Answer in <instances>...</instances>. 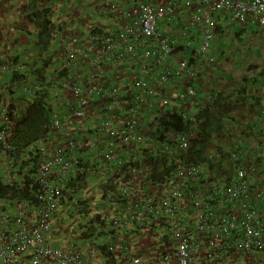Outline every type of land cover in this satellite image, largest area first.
Instances as JSON below:
<instances>
[{"label":"built area","instance_id":"built-area-1","mask_svg":"<svg viewBox=\"0 0 264 264\" xmlns=\"http://www.w3.org/2000/svg\"><path fill=\"white\" fill-rule=\"evenodd\" d=\"M124 1L105 3L120 22L116 30L61 38L59 59L34 58L31 68L0 47V178L14 192L0 208V264H93L99 250L51 240V219L73 179L101 172L115 178L120 198L106 250L129 264L142 262L127 245L130 229L155 236L156 264L264 256L259 134L235 135L219 125L207 134L201 156L191 155L203 110L219 113L227 104L221 90L196 85L217 62V16L264 27V0ZM14 82L27 102L39 98L50 115L34 146V165L21 167L10 155L20 114L5 96ZM166 111L187 128L152 143L154 120ZM256 116L264 119V110ZM154 147L172 167L161 195L148 182Z\"/></svg>","mask_w":264,"mask_h":264},{"label":"crops","instance_id":"crops-1","mask_svg":"<svg viewBox=\"0 0 264 264\" xmlns=\"http://www.w3.org/2000/svg\"><path fill=\"white\" fill-rule=\"evenodd\" d=\"M108 1L125 3L121 0H0V43L20 58L23 57L21 54L39 52H47L51 57L53 52L57 53L59 40L63 37L85 36L90 31L116 30L120 22L115 10L105 8ZM148 1L160 3L164 0ZM217 22L212 52L218 56V62L214 72L205 75L196 85L203 92L221 90L225 93L223 100L227 104L221 106V112L212 113V116H222L215 128L221 125L218 130L223 128L235 135L248 129L256 131L261 136V150L264 151V119L256 116L264 110V27L239 25L227 13L219 14ZM238 94L240 96H234ZM226 115H232V118ZM110 176L107 172H101L89 179L95 186L90 200L102 202L98 191L106 186ZM90 208L95 210V204ZM67 210L68 205L66 209L59 206L52 219V230L57 228L56 222L61 223L57 229L62 226L64 230L70 228V219L64 218L70 215L65 213ZM68 211H72L71 208ZM140 232L128 235L130 253L142 256V264H156L152 254L153 246L157 245L155 236L146 233V230ZM77 241L82 243V239ZM81 243L77 245L87 247ZM209 264H264V256L231 254Z\"/></svg>","mask_w":264,"mask_h":264},{"label":"trees","instance_id":"trees-1","mask_svg":"<svg viewBox=\"0 0 264 264\" xmlns=\"http://www.w3.org/2000/svg\"><path fill=\"white\" fill-rule=\"evenodd\" d=\"M33 1V0H32ZM39 77L42 76L41 72H38ZM15 79V78H14ZM235 93V92H234ZM222 94H219L221 96ZM234 96H240L234 95ZM243 97V96H242ZM237 105V102L235 103ZM222 111V107L221 110ZM212 112L209 109H204L202 113V118L204 122L202 124L201 132L199 133V140H196L192 143L191 152L194 157L198 158L201 156L204 150V146L206 145L207 134L211 130H215L216 122H220L219 117L222 118L220 114L217 116H212ZM261 118V117H259ZM145 121H149V116H144ZM50 121V115L47 110L43 107L42 101L37 98L32 101H28L25 109L20 113L19 121L17 126L15 127V135L11 141V145L13 150L10 152V155L21 162L22 166H27V164H33L35 161L34 156V146L38 142L39 138L45 134L46 126H48ZM187 126L182 122L180 117L173 111H166L162 116H158L154 120V127L152 132L150 133V138L153 141L152 143L159 144L163 140L167 138L168 133L175 132L178 130H186ZM217 129V128H216ZM256 132V131H255ZM259 134L258 132H256ZM261 138L259 134V139ZM154 152L149 153L147 159L150 158V167H149V181L151 182L150 188L152 192H157L158 194H162L164 190V185H162L165 177L171 173L172 167L167 166L166 161H164V157L166 153H160L154 147ZM34 165V164H33ZM32 165V166H33ZM210 167V164L208 165ZM214 167V165H213ZM90 177L83 178H75L71 181L69 188L64 195L63 199L65 200L60 204L62 209H66L68 205L69 208L73 206L75 210V214L72 216V219H76L77 221L82 222V230L79 232L78 230L73 229L70 226L68 230L65 232L73 235L74 240L77 244V240L82 239V242L92 245L93 242L97 244V247L101 249L103 256L98 255L97 261L98 264H129L125 261L122 256L118 253H110L106 250L107 248V240L109 237V225L115 215L119 213V195L118 188L115 185V178L110 176L108 181L106 182V186L98 191L100 194V200L102 202H96L99 206L96 205L94 200H90V195H93L94 185L92 182H89ZM30 181V177H26V182ZM82 183V184H80ZM14 194L13 189L7 185H4L0 178V208L5 203V200ZM68 199L66 200V197ZM70 200V201H68ZM63 201V200H62ZM95 204V210H92L90 207ZM59 209V207H58ZM57 209V211H58ZM65 211V213L70 214L71 211ZM55 213L52 216H55ZM61 215V214H60ZM62 216V215H61ZM65 220L70 218L69 216H64ZM52 219H51V227H52ZM56 220V218H55ZM64 221V220H62ZM61 224V223H60ZM58 222L57 228L59 227ZM66 224V223H65ZM66 226V225H65ZM56 228V229H57ZM53 231V230H52ZM141 233L138 230L130 229L128 231V235ZM148 233V232H146ZM151 234V233H149ZM55 235V236H54ZM58 236L52 233L51 240L56 244V240ZM92 238V240H91ZM154 240V237H152ZM69 241H65L63 244H66ZM156 243V238L155 241ZM85 244L86 246H89ZM57 245V244H56ZM156 246H153V250H155ZM142 260V256H141Z\"/></svg>","mask_w":264,"mask_h":264},{"label":"rangeland","instance_id":"rangeland-1","mask_svg":"<svg viewBox=\"0 0 264 264\" xmlns=\"http://www.w3.org/2000/svg\"><path fill=\"white\" fill-rule=\"evenodd\" d=\"M121 1H124V0H121ZM11 33H14V32H11ZM10 38V37H9ZM13 39V38H12ZM11 42H12V40H11ZM11 42H10V44H11ZM0 47H2V49H3V51L5 50V52H8L9 54H11V55H13L11 52H9L8 50H6V47L3 45L2 46V44L0 43ZM214 54V53H213ZM215 55V57H216V61L218 62V56H216V54H214ZM21 56H23L22 58L23 59H26L27 60V62H29V64H30V67L32 68V65L34 64L33 63V59L35 58L36 60H39V62L41 63V62H43V61H45L49 56H48V54H47V52H39V53H34V54H21ZM58 57L59 58V54H58V52L55 54L54 52L51 54V57ZM217 62H216V64H215V66L217 65ZM215 66L213 67V72H214V70H215ZM8 81L9 80H6L5 82L6 83H8ZM9 84H11V83H9ZM15 84V82L14 83H12L11 85H12V88L13 89H11V90H9L8 92H7V94H6V96H5V100L7 101V103H9V104H11L12 105V107H13V109H15V112H16V116L18 117L19 115L18 114H20L24 109H25V107H26V105H27V99L24 97V96H22V94H20L19 92V89H17V87L18 86H16V84ZM153 148V147H152ZM191 155L192 156H194L193 155V153L191 152ZM4 166H5V161H4V159H2V157L0 156V172H1V170H3V168H4ZM68 197L69 196H67L66 197V200L68 199ZM65 200L63 199V201L61 202V203H63ZM68 201H70V200H68ZM72 208H71V213H70V215H69V219L70 220H68V222L71 224L70 226L72 227V225L74 226L73 227V229H75V230H78L79 232H81V230H82V228H83V226H82V222L80 223V221H77L76 219H72V216L76 213L75 212V210H74V208H73V206H71ZM64 225H65V223H64ZM66 227H67V225H66ZM69 229V228H68ZM67 229V230H68ZM66 230H64V226H62V228L61 229H55V230H53L52 231V233H54V234H56L57 236H58V238L57 239H55L57 242H56V244L57 245H61L62 243H64L65 241H69V240H74V239H72L73 238V235L72 234H70V233H68L69 232V230H68V232L66 233L65 232ZM91 240H92V238H91ZM69 242H74L75 243V241H69ZM81 243V242H80ZM79 242H77V244L79 245L80 244ZM81 244H87V241H86V243H84V242H82ZM87 245H89L90 247H92L93 249H95V250H99V254L98 255H100V256H103V254H102V252H101V249L99 248V247H97V244L96 243H94L93 242V244L92 245H90V244H87ZM98 257V256H97ZM147 261H149V260H147ZM146 261V262H147ZM145 262V263H146ZM93 264H98V261H97V258H96V260L93 262ZM141 264H142V262H141Z\"/></svg>","mask_w":264,"mask_h":264}]
</instances>
